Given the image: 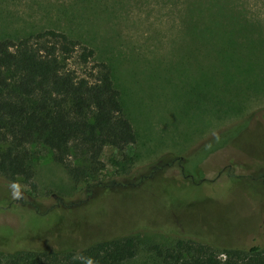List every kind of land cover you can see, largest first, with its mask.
Wrapping results in <instances>:
<instances>
[{"label":"rangeland","instance_id":"rangeland-1","mask_svg":"<svg viewBox=\"0 0 264 264\" xmlns=\"http://www.w3.org/2000/svg\"><path fill=\"white\" fill-rule=\"evenodd\" d=\"M46 29L110 66L138 136L104 149L100 178L155 187L126 197L103 188L86 202L85 183L36 141L32 179L14 190L0 175V250H79L129 234L137 249L123 264H164L200 225L219 248L264 245V0H0V39ZM91 64L70 60L81 73Z\"/></svg>","mask_w":264,"mask_h":264},{"label":"trees","instance_id":"trees-1","mask_svg":"<svg viewBox=\"0 0 264 264\" xmlns=\"http://www.w3.org/2000/svg\"><path fill=\"white\" fill-rule=\"evenodd\" d=\"M73 58L87 66L94 50L54 29L0 39V175L15 186L19 180L32 179L28 145L40 141L76 183H85L86 202L103 188L123 197L139 186L153 189L151 177L130 175L124 182L100 178L104 149L124 151L138 136L124 112L110 66L92 63L89 71L81 73L70 65ZM169 165L156 167L163 170ZM166 217L169 226L174 225ZM181 220L190 224L187 218ZM179 235L166 251L164 264H264V245L219 248L214 232L201 225ZM19 236L8 235V243ZM136 249L134 236L121 234L79 250L1 249L0 264H83L73 259L76 255L91 257L95 264H123L135 256Z\"/></svg>","mask_w":264,"mask_h":264},{"label":"clouds","instance_id":"clouds-1","mask_svg":"<svg viewBox=\"0 0 264 264\" xmlns=\"http://www.w3.org/2000/svg\"><path fill=\"white\" fill-rule=\"evenodd\" d=\"M12 187L14 190L16 189L15 185H12ZM14 194L17 196L19 195L18 191H14ZM73 259L74 260H82L83 264H95L94 260L91 257L84 258V257H81L80 255H76L73 257Z\"/></svg>","mask_w":264,"mask_h":264}]
</instances>
